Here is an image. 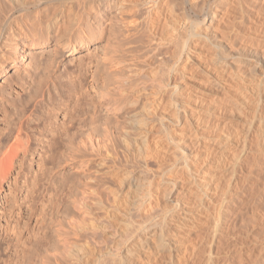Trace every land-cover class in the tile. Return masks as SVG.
I'll list each match as a JSON object with an SVG mask.
<instances>
[{"label": "rangeland", "instance_id": "1", "mask_svg": "<svg viewBox=\"0 0 264 264\" xmlns=\"http://www.w3.org/2000/svg\"><path fill=\"white\" fill-rule=\"evenodd\" d=\"M122 1L57 0L56 2L55 0L58 5L66 4V10L71 8L72 13L70 14L75 16L74 24L67 37L74 41V44H77V42L83 41L85 37L89 36V42L81 50L74 48L76 49L74 52L68 51L61 47L60 40L54 34L45 33L43 34L45 37L44 46L36 48L23 47V55L19 60L14 61L10 54L9 35L11 31L9 25L11 22L20 20L21 13L13 7L11 0H0V66L3 60L6 61L4 69L2 70L0 67V145L8 143L7 141L15 134L22 121L24 123L28 121L35 104L30 96L37 94L39 88H46L47 85H51L56 81L59 93L62 91L66 93L74 88V85H70V82L77 81L76 86L80 89L78 94L81 99L82 115H85L86 123L88 122L86 128L91 127L89 122L91 123L92 115L95 113L98 120L95 126L98 127V131L102 132L104 127H108L110 131V141L107 143L109 144L107 147L111 154L110 157L113 158L95 155L96 152L101 154L106 152L104 149L106 147L102 146L101 150L96 152L82 144L68 148L66 144L69 138L64 137L66 139L63 140L64 142L60 139L63 129L70 127L73 122L75 123L74 120H71L68 112L73 108L78 96H75L68 103V106L63 107L58 113L56 119L58 129H60L59 134H57V128L56 131H49L44 128L48 114L46 110H39L40 117L37 120H41L43 124L30 121L31 128L28 131L29 150L14 165L9 179L4 182V187L0 190V264H92V262L102 260L106 256L103 254L105 251L114 250V247L121 241L120 239L125 238V232H123L125 222L129 220L133 224L134 220L131 217H125V221H120L118 217L109 218L105 212L103 206L113 210L111 194L105 189V183L109 182L110 179L104 175L105 172H102L98 163L105 161L107 165H113L116 161L122 168L133 171L137 176L142 173L146 174V169L139 156L136 157V153L133 150L128 151L125 143L122 144V140H128L132 145L131 148L135 149L133 144L138 137L137 122L139 118L146 115L149 108L151 110L152 107L159 105L156 102H158L160 97L164 99L160 103L157 113L151 116L152 120L149 122L150 128H152V132L149 134L151 140L157 141L158 139L164 142L171 130L177 127L180 128V124L171 123L168 119L173 113L175 104H177L173 98L169 97L170 89H172L175 82L185 85L186 88L183 93L189 94L187 98L186 96H178L181 103H186L187 101L190 102L188 105L193 104L194 98L200 96L207 101L205 103H210L214 98H218L221 102L225 101L224 103L230 108H233V103H237V101L229 99L230 93L227 96V93H225L226 89L221 90L215 87L214 82L216 83V81H214V77L205 71L210 64L213 68L214 65L218 66L215 62L214 64L211 62V59L214 58L213 49L210 48L206 55H201V58H196V54L199 51L194 50L192 51L194 55L192 60L186 61V59H182L181 62L177 63L179 48L182 47L181 41H186L193 46L198 41L191 34L181 39L177 37L176 40H171L172 36L170 33L167 35L172 29L171 25L177 26V29L181 30L180 32L182 33V31L190 28L193 22L200 23V25L208 23L211 10L215 8V0H208V2L205 4L201 3V5L199 3H189L188 0H167V10L171 12L170 16L173 19L171 18V22L166 23L164 31L162 30L165 35L163 39L161 33V37L153 34L151 16L145 6L131 5L129 0H125L124 3ZM234 1L235 4L233 2V5L235 7L230 5L232 2L230 3L229 1L227 5H221V2V6L218 9L220 12L217 14L218 17L224 15V20L222 19V21H225L226 17L231 19L230 21L229 18L226 19L229 24H224L225 22L223 23L222 21L219 22L220 24L222 23V27L225 25L224 27L227 30L223 27L225 29L224 32V29H222L223 31L221 30L220 24L219 26L215 24L218 29L214 26L209 31L211 32L209 33L211 37H216L214 34H217V38H222V41L226 44L227 39H231L233 36L232 39L234 41L232 39V41L229 40V44H231H227V46L230 49L235 42L231 49L237 54L228 49V53L230 52L232 55L226 52L225 54L228 57L225 58V61L231 64L230 68L235 66L239 69L237 75H235L236 78L234 77L233 80L221 78L218 81L224 87L232 88L231 91L234 90L235 80L241 79V73H248L247 70L250 69L251 71L252 66L254 68H256L255 65L257 68L259 66L257 58L261 55L251 51L248 52L249 49L248 47L245 48V46H255L257 41L255 37H258L256 43L264 41L262 32L263 38L260 33L258 34L260 31H255L250 25L256 24L258 26V24H261L264 26V0ZM91 4H99V7L93 9L90 6ZM229 5V11L227 12L225 8ZM231 11L235 13H231ZM232 17L234 22H231L233 21ZM230 23H233L232 25L234 26H231ZM227 25L233 28L230 29V27L229 30L226 27ZM24 30H27L31 37L41 35L39 31H31L29 27ZM229 35L231 36L229 37ZM196 41L197 43H195ZM26 44L22 43V45ZM200 45H202V42L199 43V47L202 50L208 49L204 43V46L202 45L201 47ZM243 48L245 49L243 50ZM197 61L199 62L198 66L196 65ZM186 62L188 66H192L185 69L186 75L182 78L177 71L183 65L182 63L185 64ZM253 63L255 64L253 65ZM174 66L177 67L176 70H174ZM263 67L264 64L259 68V72L255 74V69L253 68L252 70L254 71L248 74L252 73L261 78L264 72ZM258 73H260V76ZM247 79L248 81L250 80L248 77ZM210 83H212L211 87L205 89ZM166 84L169 85L166 86ZM216 91H220V93L217 94ZM54 95L56 96L54 103L58 104V95ZM101 95H106V98L113 102L111 104H115L114 107L117 110L111 112L110 108L105 103H102ZM223 98L224 101H222ZM231 109H229L228 116L221 117V120L224 121V124L230 122L232 125L227 126L226 124L227 127L224 125L223 130L219 127L220 131L216 129L217 133L215 130V133L211 134L214 138L216 134L221 135L231 131L234 134H238L243 131L241 125L243 122L245 123L242 120L247 117L245 115L246 111L245 113L241 112V114L236 112L233 115L231 112L237 111V109H234V111ZM163 114H167L168 117L163 118ZM235 115L246 117L245 119L241 117V119H235L238 117H235ZM52 120L54 119L48 120L47 124ZM239 123H241L240 127H237ZM234 124L237 125L234 126ZM228 128H232L231 131ZM234 128L237 130L235 129L236 131H234ZM49 129H51V126H49ZM223 134L221 135L222 137H224ZM220 135L217 137H220ZM217 139L221 140V138ZM255 142V139H253V147L257 146ZM262 142L259 147L262 145V148H264V142ZM174 149L177 151L175 146H173ZM261 154L260 162H254L249 159L246 163L252 173L248 175V177H252L251 179L247 178L246 181L245 179L243 181L242 172L245 174L248 171L241 172L237 168V174L241 178L242 186L244 185L241 193L246 198L243 197L244 199L240 200L241 203L239 201V204H236L235 210L237 209L236 212H238L233 211L232 219L237 227H234L236 231L233 229V235L231 234V237L229 236V238L227 237L224 240L223 245L226 244L225 251L235 245V243L239 242L240 244L244 241L243 247L245 249H251L254 246H257V251L261 249V239L264 237V219L262 218L264 217H261L260 220L256 219L253 222H257V224L252 223V225L253 215L250 216L252 210L250 208V211L248 208L255 201V205H258V208L261 207L259 211L262 212V215L264 214V193H261L260 190V187L264 186L262 185V183L264 184V175L262 176L264 173V162H262L264 161V152ZM83 159L92 162L88 167H80ZM183 160L184 157L180 162ZM249 161L250 164H248ZM251 162L254 167H251L253 166ZM261 162L263 165H260ZM224 166L219 165L217 166L218 169H216L217 167L215 168L217 171H221L219 179L222 178V180L225 179L224 173L229 167L226 166L225 169ZM150 167H153L155 171L158 169L155 164ZM251 168L253 171L256 170V173ZM261 169L263 172H261ZM168 174H166V178H168ZM259 180H263V182ZM255 181L257 183H252ZM223 182L225 184L226 180ZM88 188H94L95 191L88 192ZM250 188L256 189L255 191H258V194L255 191H251V193ZM246 189L249 190V194ZM179 192L180 190L175 189L173 195H171V200L173 197L177 199ZM249 195L256 197L251 199ZM191 197L192 195L187 197L189 204H191ZM248 198L249 202L246 201ZM168 203L172 205L170 202ZM243 205H245V208ZM242 206L244 210H247L244 211ZM248 212L251 214L249 215ZM238 213L240 214L238 215ZM163 215L164 213L157 211L155 218L151 222L160 220ZM121 219H124L123 216ZM238 219L239 222H237ZM254 226L255 229H253ZM250 228L253 230H250ZM239 231L244 232V235ZM246 232L249 233L247 234ZM193 233L197 235V231H193ZM239 233L242 235H239ZM151 243L154 244L155 242ZM124 250L125 248L119 250L117 255L120 252H124ZM205 250H207V247H205ZM215 251L217 250L215 249ZM224 253L219 252L215 258L221 260L225 256ZM201 254L205 255L203 252ZM234 256L235 258L233 259ZM234 256L231 260L232 262L234 261L233 264H238L240 255L235 254ZM82 257L85 258L81 260ZM250 261L254 260L251 259ZM201 263L204 264L205 261L202 260Z\"/></svg>", "mask_w": 264, "mask_h": 264}, {"label": "bare ground", "instance_id": "2", "mask_svg": "<svg viewBox=\"0 0 264 264\" xmlns=\"http://www.w3.org/2000/svg\"><path fill=\"white\" fill-rule=\"evenodd\" d=\"M11 1L13 2V7L21 13L20 20L18 19L16 20V22H11L9 25L11 31L9 35V42L11 45L10 54L11 57L14 58V61L19 60V58L23 55V47L28 46L36 48L39 46H44L45 37L43 34L45 33L54 34L60 40L61 47L65 50L67 49L68 51L74 52L76 50L74 48H78L81 50V48H83L89 42V36L85 37L83 41L80 40L79 42H77V44H74V41H71L69 37H67L74 24L73 20L75 16L73 14H70L72 13L71 8L66 10V4L58 5L56 4L57 0L56 2L55 0ZM129 1L131 5H143L146 7L148 14L151 16L153 34L160 37L162 34L163 39L165 35L163 34L164 32H162V30L164 31L165 24L171 22L170 19L172 18L170 16L171 12L167 10L168 1ZM229 1L230 3L232 2L230 5H233V2L235 4L234 0L214 1L215 11H213L214 9L211 10L210 20L208 23L200 25V23L193 22L191 24V27L188 29H186V27V30L182 31V33L180 32L181 30L177 29V26L171 25L172 29L167 33V35L170 33L172 36L171 40H176L177 37L181 39L191 34L198 41V43L196 41L195 43L197 44L193 46L192 44H188V42L186 41L182 40V42L180 40L182 47L179 48L177 63L181 62L182 59H186V61L192 60L194 58L192 51L194 50L199 51V53L196 54V58H201L202 54L206 55V52H208L210 48L214 50V52H212L214 58L211 59V62L213 64L215 62V64H218V66L214 65L213 68V66L210 64L207 66V69H205V71L208 72L209 75H212L214 77V81H216V83L214 82L215 87L221 90L226 89L227 92L225 91V93H227V96L228 93H230L231 95H229V99L237 101V103H233L235 108L234 106L233 108L231 107L233 109L232 110L230 107H228V105L224 103V98L222 100L224 102H221V100H219L218 98H214L210 103H205L207 101L204 98L202 99V96H200L194 98L193 104L191 103L188 105V103L190 102L187 101L186 103H181L178 99V96H186L187 98L189 94L183 93V90L186 88L185 85H181L175 82L172 86V89H170L171 92L169 97L173 98L177 104H175L171 116L168 117L167 114H163V118L168 117L169 122L180 124V128L177 127L174 130H171L168 138H166V141L164 140V142L158 139L157 141L151 140L149 134L152 132V128H150L149 122L152 120L151 116L157 113L159 105L164 99L163 97H160L158 102H156V104L159 105H156L154 107L151 106L152 109L150 110L149 108L146 115L139 118L137 122L138 137L133 144L135 145V149L131 148L132 145L128 142V140H122V144L125 143V147L128 151L133 150V152L136 153V157L139 156V159L141 160V162H143L146 169V174L144 175L142 173L141 175L137 176L133 171H128L127 169L122 168V166L116 163V161H113V165H107L105 161L98 163V165H100L102 169V172H105L104 175H106L110 179L109 182L105 183V189L108 190L111 194V204L113 210L108 209L109 207L103 206L105 212L108 214L109 218L118 217L120 221H125V217H131L134 220V223L131 224L129 220L126 221L125 227H123L125 238L120 239L121 241L118 242V244L114 247V250L110 249L107 252L105 251L103 254L106 256L102 260L92 262V264H199L202 260L205 261L204 264H233L234 261L232 262L231 259L235 254L240 255L238 264H264V237L262 238L263 240L261 239L262 244L259 251H257V246H252L253 248L251 249H245L243 247L245 241H241L242 243L240 244L239 242L235 243V245H232L231 248L228 247L229 249L227 251H225L226 244L223 245L224 240H226L227 237L229 238V236L233 232V229L235 230L234 227H237V225L234 224V220L232 219L235 206L236 204H239L238 202L240 200L244 199L243 197H245L241 193L244 185L242 186L241 178L237 174V168H239L241 172L245 170L248 171L245 174H243L242 172V180L245 179L246 181L247 178L251 179L252 177H248V175H251L252 173L246 163L249 159L253 160L254 162L259 161L262 155L261 153L264 152V148H262V145L261 147H259L261 142L264 140V72L262 71L263 74L261 73V78L254 75L256 72H259V68L264 64V44H262L264 41H259L258 43H256L258 41V37H255L257 38L255 46H245V48L248 47V52L251 51L255 54L261 55L257 58L259 60L258 68L256 65V68L251 65V68H254L255 71L252 69L251 71L250 69L247 70L248 73L254 71V74L241 73V79L235 80L237 84L234 83L235 85H233V91H231L232 88L230 89V87H224L220 82H218L221 78H228L233 80L235 75H237L239 69L235 66L230 68L229 66H231V64L225 61V58L228 57V55H226L225 53H230H228L227 51L229 49L227 44H231H229V40H231L233 36L231 37V39H227L228 41L224 40L227 41L226 44L222 41V38L218 39L219 37L217 38V34H214V32L213 34L216 37H211L209 35V33H211L209 31H211L215 24H218L217 26H219V22H221L224 18L223 14L222 17H218L217 14L220 13L218 9L221 5H227ZM122 2L124 3L125 0H123ZM188 2H191L193 4L199 3L201 5V3L205 4L206 2H208V0H188ZM230 5L228 7L226 6L225 8L227 12L229 11L228 8L230 7ZM90 6L94 9L98 8L99 4H91ZM169 10L172 11L171 9ZM231 13L235 12L231 11ZM228 18L230 21V17ZM228 18L226 17L225 21L222 22H225L224 24H229L227 23L228 20L226 21V19ZM231 22H234V18ZM232 24L230 23L231 26H234ZM250 25L254 28L255 31H260L258 32V34H261L262 32V34L264 35V26H262L261 24H258V26L256 24ZM217 26H215L216 29H218ZM27 27H29L31 31H39V34L41 35H34V37L29 36L28 31L24 30ZM223 27L221 28V30L225 28ZM226 27L228 29L230 28L228 27V25ZM232 28L233 27H231L230 29ZM227 33L229 34V32ZM230 36L231 35H229V37ZM200 41L202 42V45L204 43L205 47H208L207 50H202V48L199 47V43H201ZM22 43L27 44L22 45ZM233 44H235V42ZM202 45L200 46L202 47ZM231 48L229 49V51L231 50L233 51V53H235V51ZM245 48H243V50ZM229 55H232V53H230ZM2 62L3 65L1 64L0 67L3 70L6 61L3 60ZM182 64L181 68H178L177 72L182 78H184V76L186 75L185 69L190 68L192 65L188 66L187 62L185 64ZM198 64L199 62L196 65L198 66ZM254 64L255 63H253V65ZM176 69L177 67H175L174 70ZM228 71L229 73L226 74V72ZM258 74L260 76V73ZM247 77L251 81H248V79L246 80ZM76 83L77 81H71L70 85H74V88H70L71 90L67 91L66 93L65 91H62L63 93H59L57 83L56 81H54L53 84L47 85L46 88H39L37 94L30 96L34 100L35 104L31 111V114L28 117V121H26L25 123L23 121L21 122L15 134L11 136L7 141L10 144L3 143L0 145V190L2 187H4V182L9 179L14 165L20 160L22 155L29 150L28 131L31 128L30 121H36L38 122V124H43V122L41 120H37V118L40 117L39 110H46L48 114L47 121L51 119L54 120L49 121L48 124L46 121L44 123V128L46 130L48 129L49 131H56L58 129L56 119L58 117V113L63 109V107L68 106V103H70L73 98H75V96H78V98L75 101L73 108L68 112L69 116H71V120H74L75 123L73 122L70 127H66L65 129H63L60 139L63 141L66 140L64 139V137L69 138L68 143L66 144L68 148L74 145L82 144L85 147H90V150H92L93 152H96L98 150L100 151V148L102 146L106 147L104 148L106 152H104L103 154H101L100 152H96L97 154L95 153V155H102L105 158H109L111 156L107 147L109 145L107 143L110 141V131L108 127H104L102 132L98 131V127L95 126V124H97L96 121H98L97 115L95 113H93L92 115L91 123L89 122V125H91V127L89 126L90 128H86L88 122L86 123V119L84 118L85 115H82V106L80 104L81 99L79 98L80 95L78 94L80 89L76 86ZM211 84L212 83L205 87V89L211 87ZM168 85L169 84H166V86ZM216 92L217 94L220 93V91ZM54 94L58 95V104L54 103V101H56V96ZM175 95L177 98L175 97ZM100 99L102 100V103H105L106 106L110 108L111 112L117 110V108L114 107L115 104H111L113 102L107 99L106 95H101ZM229 109H231L232 111H234V109H237V111L231 112L233 113V115L236 112L238 114H241V112L245 113L246 111V119L245 117L243 118V116L241 117V115H235V117L238 116L235 119L240 117L245 119L242 120V122L245 121V123L243 122L241 125L243 131H241V133L234 134L231 131L232 128H228L231 131L230 133L227 132V135L222 133L224 137L221 136L222 134H218L220 135V137H217L218 135L216 134L214 138V136L212 135L215 133L216 129L218 130L219 127H221L223 130L224 125H232L230 122L224 124V121L221 120V117H226V115L229 113ZM240 124L241 123H239V126L237 127H240ZM236 125L234 124V126ZM49 126H51V129H49ZM236 128H234V131L237 130ZM220 130L221 129H219V131ZM59 131L60 129H58L57 134L60 133ZM216 137L221 138L222 141L220 139H217ZM253 139H255L256 141L255 143L257 146L255 147H253ZM173 146L177 148V151H175V149L173 150ZM183 157L184 160L180 162ZM91 162L90 160L83 159L81 160L80 167H88ZM262 162L260 165L264 164H262ZM154 164L158 168L156 169V171L153 169V167H150ZM248 164H250V161L248 162ZM219 165H225V169L226 166H229L226 171L224 170L225 173L228 171L229 172L226 174L223 172L225 175L224 180H226L225 184L222 178L219 179L221 171L219 172L216 170L218 169L217 166ZM251 167H254V165ZM262 169L261 172H263ZM166 174H168V178H166ZM263 175L264 173L262 174V176ZM163 181H165V183H163ZM256 181L252 183H257ZM261 182H263V180ZM262 185L264 184L262 183ZM260 188L261 193H264V186H261ZM175 189L180 190V192L178 193L179 196L177 199H174L173 197L174 200H171V195H173ZM249 190L250 192H253L256 189L253 190V188H250ZM249 190H247L248 194L250 193L248 192ZM93 191H95L94 188H88V192ZM255 192H257L258 194V191ZM191 195V204H189L187 197ZM254 195L249 196H251L252 199V197H256H254ZM249 198L245 200L249 202ZM168 202H170L172 205H169ZM254 202L255 201H253V204L251 203L250 205L247 203L250 206L248 207L249 210L250 208L252 210H250L252 214H249V210L248 214L250 216L253 215L251 224L255 223L253 221H256V219L260 220L261 217H264V214L262 215V212L259 211L261 207L259 206L260 208H258V205L256 206ZM243 206L245 208V205ZM255 206L258 208V210ZM157 211L164 213L163 217L158 221L151 222L155 218L154 216ZM239 214L240 213H238V215ZM122 216L124 219H121ZM237 222H239V219ZM255 224H257V222ZM253 229H255V226L253 227ZM253 229L250 228V230ZM193 231H197V235L196 233H193ZM239 232L242 233V231ZM237 233L236 235H238ZM240 233L239 235H242L244 232L242 234ZM193 235H195L194 238H192ZM255 241L257 242V240ZM151 242L155 243L152 244ZM182 247L184 248L182 249ZM205 247H207V250H205ZM123 248H125L124 252H120V254L117 255V252ZM215 249L217 251L214 252ZM218 251L220 253L225 252V256L221 258V260L215 258V256H217V254L219 253ZM202 252L205 255H202ZM84 258L85 257H82L81 260ZM234 258L235 256L233 257V259ZM251 259H253L254 261H250Z\"/></svg>", "mask_w": 264, "mask_h": 264}]
</instances>
